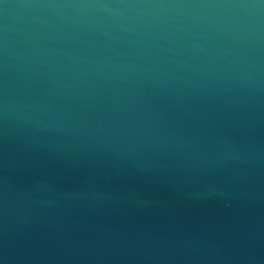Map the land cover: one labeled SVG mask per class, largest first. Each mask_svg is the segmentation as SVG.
Masks as SVG:
<instances>
[{"label":"water","instance_id":"water-1","mask_svg":"<svg viewBox=\"0 0 264 264\" xmlns=\"http://www.w3.org/2000/svg\"><path fill=\"white\" fill-rule=\"evenodd\" d=\"M0 264H264V0H0Z\"/></svg>","mask_w":264,"mask_h":264}]
</instances>
